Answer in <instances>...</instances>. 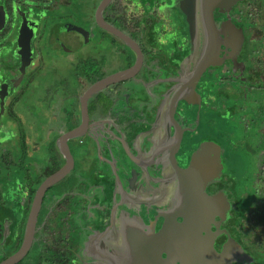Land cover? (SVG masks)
<instances>
[{
	"label": "flooded vegetation",
	"instance_id": "af4514ba",
	"mask_svg": "<svg viewBox=\"0 0 264 264\" xmlns=\"http://www.w3.org/2000/svg\"><path fill=\"white\" fill-rule=\"evenodd\" d=\"M215 20L222 62L207 67L197 82L201 106L180 101L178 127L169 129L171 138L181 132L176 162L183 169L202 143L212 142L205 172L215 175L202 202L190 200L173 213L179 222L192 218L189 228L158 242L161 256L142 264H264V0L217 9ZM229 27L239 30L234 47L226 44ZM191 51L179 0H0V264L13 258L12 264H97L95 249L83 244L115 226L121 193L142 197L148 236L167 225L154 180L140 179L157 175L134 180L129 174L143 173V166L156 171L154 159L134 156L148 145L143 135L164 93L187 69ZM75 53L85 57L74 65ZM129 69L135 73L89 96L84 118L85 92ZM46 71L59 80L44 85V148L29 133L26 99ZM212 118L225 126L215 127L220 137ZM231 123L250 138L226 144L231 134L222 130ZM76 132L81 135L64 139ZM235 146L251 147L253 156L244 154L247 169L237 162ZM42 151L49 152L46 158L39 157ZM66 154L73 167L43 189L67 164Z\"/></svg>",
	"mask_w": 264,
	"mask_h": 264
},
{
	"label": "water",
	"instance_id": "95a60500",
	"mask_svg": "<svg viewBox=\"0 0 264 264\" xmlns=\"http://www.w3.org/2000/svg\"><path fill=\"white\" fill-rule=\"evenodd\" d=\"M244 0H179V8L184 13L188 23L189 35L191 39V54L185 72L176 78L173 84L164 93L156 114L151 122L148 135H143L147 146H142L140 153L134 159L153 160L157 164L156 171H150L143 166L144 172L131 170V178L137 180L142 175H157L158 178H140L148 183L154 180L153 193L160 207H165L168 213L167 225L157 234L148 236L144 232L143 222L140 217V206L143 200L141 196L128 197L120 194L115 198L113 214L115 226L104 232L89 236L84 242L90 251L94 250V258L97 264H142L146 260H155L161 256L158 242L174 236L184 227L189 228L192 218L185 222H179L173 215L175 210H182L185 206H190L196 201L202 202L207 197L205 185L207 181L215 175V171H207L208 161L212 157L210 141L202 143V146L194 153L190 166L186 169L178 166L176 155L181 147V132L176 138L169 137V129L172 126L178 127L175 123V114L180 101H185L189 105L201 106L200 95L196 91L197 82L201 74L209 66H218L222 59L220 56L223 43L220 29L215 20L217 9H231L233 6ZM231 32L227 38V45L235 46L237 41L234 32H239L236 27L226 28ZM243 40V37H240ZM135 73V69L124 70L115 73L101 83L89 88L82 98L83 116H86L87 100L91 94L98 90L104 83L114 82L129 77ZM80 132L67 135L64 139L79 137ZM219 152V156H220ZM67 164L56 174L49 177L43 189L62 179L73 167L72 157L69 154ZM219 167V168H218ZM222 165L217 166L220 170ZM142 181V180H141ZM143 182V181H142ZM148 188L144 187L142 190ZM156 191V192H155ZM170 192V193H168ZM173 192V193H172ZM214 200V199H213ZM171 209V210H170ZM35 213L32 215V222L35 221ZM184 217V216H183ZM30 241L26 242L28 248ZM17 258L4 262L12 264Z\"/></svg>",
	"mask_w": 264,
	"mask_h": 264
},
{
	"label": "rangeland",
	"instance_id": "374dc122",
	"mask_svg": "<svg viewBox=\"0 0 264 264\" xmlns=\"http://www.w3.org/2000/svg\"><path fill=\"white\" fill-rule=\"evenodd\" d=\"M85 57L84 54H79V53H75L74 54V65L76 64V62L80 59ZM74 71H76V68H74ZM59 80V76H57L54 73L51 72H44L42 74H40L39 76L36 77V81L34 83H32L31 88L29 89V97L26 99V104H30L28 109H29V115H28V121H29V133L31 132V138L37 140L39 143L44 144V148L46 147V144L48 143L47 140V136L46 134H44L46 132V130H44V125H46V122L48 121L47 119V110L49 108V105L46 103V99L44 98L45 94H44V85L48 86V85H57V82ZM77 74L74 72V92L77 89ZM233 95V94H232ZM235 96V93H234ZM236 97V96H235ZM217 126H221L220 121L215 120L212 118V124H211V128L213 129V133L217 134V137H220V133H218L215 130V127ZM221 127H225L224 125H222ZM239 126L236 125L235 123L232 124L231 126H227L224 130H222V135L225 134V132L231 134L229 137V140L226 139V137H224V139L227 140L228 145L231 144V141H237L239 140L240 142H242L245 138L249 139L250 135L246 136L243 132H240V129L238 128ZM33 131H35L38 135L33 134ZM204 131L209 133L208 129H204ZM220 139V138H219ZM42 146V147H43ZM230 147V146H229ZM232 149V147H230ZM234 150L236 151L237 155L239 156V158L237 159V162H239L241 164V166H243L244 168L247 169V166H249V164L247 163V160L245 159V157H247V155L245 154V151H248L250 153V158L253 156V154L251 153L252 150L251 147L250 148H245L243 146H238L234 148ZM49 154L45 153V151H42L39 157H45ZM244 156V157H242ZM241 166L239 167V170H241ZM241 173H244L245 170H241ZM249 174V173H248ZM263 235V234H262ZM257 245V243H256ZM258 246V245H257Z\"/></svg>",
	"mask_w": 264,
	"mask_h": 264
}]
</instances>
